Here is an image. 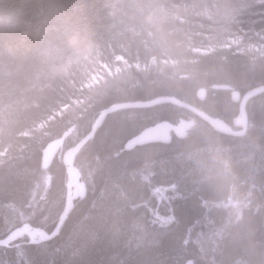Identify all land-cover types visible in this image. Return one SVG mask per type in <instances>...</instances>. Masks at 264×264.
<instances>
[{
	"label": "trees",
	"instance_id": "1",
	"mask_svg": "<svg viewBox=\"0 0 264 264\" xmlns=\"http://www.w3.org/2000/svg\"><path fill=\"white\" fill-rule=\"evenodd\" d=\"M188 1L0 0V235L25 222H58L67 172L58 156L43 168L42 153L73 127L70 138L77 143L106 107L175 97L231 124L238 114L232 92L243 96L264 86L253 54L205 48L201 36L208 32L200 34L192 24L199 17H189V23L166 16L151 20L157 9L168 15ZM224 27L200 29L212 41L227 33ZM41 49L68 55V73L56 72L52 54ZM120 63L139 67L132 83L117 91L92 89L90 76ZM201 89L203 100L197 96ZM74 102L81 103L77 112L63 114ZM246 113L248 129L239 137L219 133L171 104L108 115L74 155L86 193L50 246L60 249L56 264H159L166 260L164 232L174 241L179 264H264V92L248 101ZM182 120L196 124L173 135L165 149L148 144L123 150L128 130L167 122L176 131ZM173 174L194 190L199 225L222 233L210 254L194 244L197 229L185 231L195 210L178 213L179 223L164 229L150 211L163 205L152 189L167 187ZM234 201L245 205L237 209Z\"/></svg>",
	"mask_w": 264,
	"mask_h": 264
},
{
	"label": "snow or ice",
	"instance_id": "2",
	"mask_svg": "<svg viewBox=\"0 0 264 264\" xmlns=\"http://www.w3.org/2000/svg\"><path fill=\"white\" fill-rule=\"evenodd\" d=\"M234 16L237 23L249 25L250 31L264 38V0H239L234 5ZM148 131L147 127L128 130L123 150L134 151ZM157 148L163 150L166 146L158 144ZM165 163L166 161L161 160L162 166ZM165 184L167 187L155 186L152 189L153 196L158 197L160 201H167L163 215L156 204L150 208L154 219L159 227L164 229L173 223H179L184 213L195 210L197 215L185 229L191 233L199 226L201 219L200 205L194 190L184 184L177 174H173L172 179ZM64 223V218L50 227H34L32 223L25 222L22 226L0 235V264H56L55 256L60 249L50 246L60 237ZM161 235L165 237L161 247L166 260H161L159 264H179L173 250V239L167 237L166 232Z\"/></svg>",
	"mask_w": 264,
	"mask_h": 264
},
{
	"label": "rangeland",
	"instance_id": "3",
	"mask_svg": "<svg viewBox=\"0 0 264 264\" xmlns=\"http://www.w3.org/2000/svg\"><path fill=\"white\" fill-rule=\"evenodd\" d=\"M239 0H189L188 2L183 3V5L176 7L175 10L169 11L170 14L166 15L164 12L163 14L159 13L162 12L157 9L156 15H154V18H151V20H163V17H172L175 19H182V21H187L189 17H199L194 19L192 22L193 27L195 28V25H198V30L201 31V33L205 35L201 36L204 39V46L205 48H215V47H224V48H232L238 52H245V53H251L257 58V63L260 66V70L264 71V38L258 37L255 35L252 31H250L249 25H241L237 23L236 18L234 16V5L237 4ZM155 13V12H154ZM174 14V15H172ZM189 20V19H188ZM206 21V22H204ZM226 23V24H221ZM221 24V25H220ZM216 29H224L228 30L226 34H221L219 36H215L214 40L211 41L213 37L209 35L208 30H201L202 29H208L209 26ZM231 28V29H230ZM230 29V30H229ZM211 43H215L214 46L211 45ZM44 55L52 54V60L51 62L57 63V70L56 72H60L63 75H66L68 73V65L70 57L68 55H63L62 51H52L50 50H39ZM46 59L49 61L50 56H46ZM67 60L65 63L63 60ZM75 61L71 62L74 63ZM115 64H117L115 62ZM64 66V67H63ZM63 67V68H62ZM111 69L109 70H103L98 73L94 78L90 76V80L88 77V80L91 85H93L92 89L94 87L101 88L105 87L108 90L117 91V89L121 84L124 82H127L128 84L133 82L131 80V75L136 73L139 69V67H128L126 64L120 63V65H113L111 64ZM87 82V80H86ZM96 89V88H94ZM124 89H118V91H123ZM94 94V93H93ZM92 94V95H93ZM96 97V96H95ZM248 103V102H247ZM81 103L74 102L71 106H68L64 108L63 114H72L74 112H77L74 108L77 106H80ZM237 104V103H236ZM239 106V103L237 104ZM247 106V104H246ZM62 114V116H64ZM194 124L193 120L185 121L182 120L177 125L176 131H180L185 133L188 128ZM248 129V128H247ZM74 128H72L69 131L70 137L74 133ZM59 147L61 148V153L67 150V148L64 147V144L60 141ZM59 153V154H61ZM59 157V155H58ZM51 159L50 157H45L43 159V166L44 168H47V166L50 164ZM68 182V181H67ZM217 233L216 232H208L206 234H203L200 236L201 245L203 246V249H206L205 251H209V254L212 253L213 248L215 247L214 240L216 239ZM188 264H191L190 262Z\"/></svg>",
	"mask_w": 264,
	"mask_h": 264
},
{
	"label": "water",
	"instance_id": "4",
	"mask_svg": "<svg viewBox=\"0 0 264 264\" xmlns=\"http://www.w3.org/2000/svg\"><path fill=\"white\" fill-rule=\"evenodd\" d=\"M264 92V86H260L258 88H255L253 90L248 91L245 93L243 96H240L239 93L235 92L232 94V101L234 103H239L238 106V116L232 121V125L234 128L237 129V132L232 131V127L227 125L225 122L219 120V119H213L203 111L183 102L178 100L175 97H163L159 100H150V101H136V102H125V103H119L116 105H111L104 109L97 121L95 122L91 132L87 135L85 139H82L80 142L75 145V147L70 148L66 150L63 154L62 162L65 166V169L68 173V175L71 172H75L76 174V179L74 182V186L71 190V192L67 193L66 197V203L64 206V209L59 217V221L61 218H64L65 221L68 218L73 206L74 202L77 198L84 196L86 189L84 182L82 181L81 174L79 170L74 166L73 164V156L80 151V149L84 146L85 142H87L89 139H92L96 133V131L100 128L102 125L103 121L105 120L106 116L109 115L111 112L116 111V110H121V109H142V108H149L155 105L159 104H171L175 105L177 107H180L182 109H185L191 113H193L195 116L199 117L203 122L206 124L210 125L212 128L215 130H219L222 132H228L229 134H232L233 136H243L245 135L248 127V120L246 116V104L247 102L256 96L257 94H260ZM199 97L201 99L205 98V93L201 91L199 93ZM149 131L148 133L142 138V141L139 143L137 147H141L144 145L148 144H153V143H161V144H169L172 140V125H170L167 122H160L156 125H153L151 127H148ZM54 143L50 144L48 147V154L52 152L56 153L57 150L54 147ZM53 150V151H52ZM55 156V155H54Z\"/></svg>",
	"mask_w": 264,
	"mask_h": 264
},
{
	"label": "bare ground",
	"instance_id": "5",
	"mask_svg": "<svg viewBox=\"0 0 264 264\" xmlns=\"http://www.w3.org/2000/svg\"><path fill=\"white\" fill-rule=\"evenodd\" d=\"M255 88H258V87H255ZM255 88H253V89H255ZM253 89H251V90H253ZM201 91H203L204 93H205V91L204 90H199L198 91V93H197V96H198V98L199 99H201L200 97H199V93L201 92ZM232 93H235V91H233ZM231 93V94H232ZM263 93V92H262ZM261 94V93H260ZM257 95H259V94H257ZM256 95V96H257ZM255 97V96H254ZM161 98H163V97H157V98H155L154 100H159V99H161ZM203 100V99H202ZM134 102H136V101H134ZM120 103H125V102H120ZM117 104H119V103H117ZM164 104V103H163ZM113 105H116V104H113ZM159 105H161V104H159ZM111 106V105H110ZM175 106V105H174ZM109 107V106H108ZM107 108V107H106ZM105 108V109H106ZM104 110V109H103ZM102 110V111H103ZM121 110H123V109H121ZM185 110V109H184ZM101 111V112H102ZM116 111H118V110H116ZM116 111H113V112H116ZM187 111V110H186ZM100 112V113H101ZM113 112H111L110 114H112ZM187 112H189V111H187ZM204 112V111H203ZM100 113H99V115H100ZM205 113V112H204ZM109 114V115H110ZM189 114L193 117V118H195V119H197L199 122H203L199 117H197V116H195L193 113H191V112H189ZM207 114V113H206ZM99 115L97 116V118L95 119V122L97 121V119H98V117H99ZM208 115V114H207ZM108 116V115H107ZM106 116V117H107ZM210 116V115H209ZM237 116H238V114H237ZM211 118H213V119H215V117H213V116H210ZM237 118V117H236ZM216 119H219V118H216ZM219 120H221V119H219ZM234 120V119H233ZM232 120V121H233ZM221 121H223V120H221ZM95 122L93 123V125H92V127H91V129H90V131L85 135V136H83L78 142H80L82 139H85L86 137H87V135L91 132V130H92V128H93V126H94V124H95ZM223 122H225V121H223ZM205 123V122H204ZM226 123V122H225ZM194 124H196V122L194 123ZM227 125H229V126H231L232 127V131L233 132H237V129L236 128H234L233 127V125H232V122H231V124H228V123H226ZM208 125V124H207ZM194 126V125H193ZM192 126V127H193ZM210 126V125H209ZM191 127V128H192ZM211 127V126H210ZM74 128V127H73ZM75 129V128H74ZM190 128H188V130H189ZM69 131L70 130H66V131H64V134L62 135V137L61 138H59V139H56V140H54L53 142H51L50 144H53L54 143V147H55V149L58 151V155H59V157H60V159L62 160V158H63V154H64V152L63 153H61V148L59 147V143H60V141L64 144V146H66V147H68L67 148V150L68 149H70V148H73V147H75V145H77V143H74V145H72L73 143H72V140H71V138H70V134H69ZM219 133H222V134H225V135H228V136H233L232 134H229L228 132H222V131H219V130H217ZM97 132V131H96ZM96 134V133H95ZM173 135H176V136H181L182 135V132H180V131H175L174 132V134ZM95 136V135H94ZM233 137H238V136H233ZM93 139V138H92ZM92 139H89L87 142H85V144H84V146L88 143V142H90ZM171 143V142H170ZM169 143V144H170ZM50 144H48L47 146H46V148L44 149V151H43V153H42V165H43V159H45V157H52V156H54L55 155V153H53L52 154V152L50 153V154H48L47 152H48V147L50 146ZM153 144H161V143H153ZM164 145H168V144H165L164 143ZM83 146V147H84ZM82 147V148H83ZM124 149V148H123ZM53 151V150H52ZM59 153H61V154H59ZM43 168H44V166H43ZM46 177H48V175L46 176ZM75 179H76V174H75V172H71L70 174H69V179L67 180L68 182L66 183V191L69 193V192H71V190H72V187H73V185H74V182H75ZM48 181V180H47ZM47 181H46V186L48 187V183H47ZM152 193V192H151ZM167 203V201H163V205H162V208H161V211H162V215L164 214V211H165V209H164V205ZM234 204H235V206H236V208L238 209V208H240V207H242V206H244L245 205V201L244 202H238V201H234ZM64 209V208H63ZM209 224V223H208ZM213 226H211V225H206V226H204V225H199L198 226V228H196L197 230L195 231L196 232V234H195V238H194V244L195 245H199L200 247H201V249L203 248V246L201 245V240H200V236H202L203 234H206V233H208V232H216L217 233V235L219 234H222V233H219V232H217V231H215V230H213Z\"/></svg>",
	"mask_w": 264,
	"mask_h": 264
}]
</instances>
